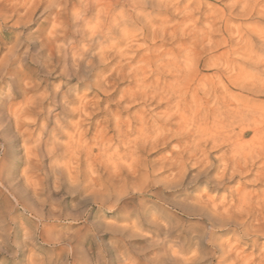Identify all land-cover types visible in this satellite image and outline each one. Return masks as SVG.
Masks as SVG:
<instances>
[{"label": "rangeland", "instance_id": "rangeland-1", "mask_svg": "<svg viewBox=\"0 0 264 264\" xmlns=\"http://www.w3.org/2000/svg\"><path fill=\"white\" fill-rule=\"evenodd\" d=\"M4 1L0 0V15L6 19L1 15L0 264H32V259H36L37 264H72V251L79 253L82 264L87 261L90 264H126L127 257L134 255V258L141 259L150 251L148 247L157 232L155 221L161 224H157L160 228L167 222H174L175 217L186 223L197 222L176 210L175 206L179 203V206L190 204V197L201 193L206 184H190L195 173L192 165L187 171L185 182L178 187L173 181L172 171L167 167L162 168V163L171 156L173 150H179L188 143L194 145L193 138L182 141L181 137L169 136V144L160 145L156 150L143 149L148 144L145 140L149 142L156 136V122L176 131L177 123L181 121L180 113L175 109H171V118L166 114L170 94L161 91L170 88L168 85L175 82V89L180 88L183 94L186 92L187 100L192 104L194 93L188 92L191 87L221 85L223 77L213 64L219 67L224 65L222 69L226 73L222 74L231 76L239 73V130L236 129V132H240L247 124H264V93L250 96L253 99L250 100L243 89L253 86L251 88L256 91L264 90V0H145L147 3L137 0L138 5L145 3L146 18H141L144 6L138 7L134 3L136 7L131 4L130 7L118 8L120 26L114 34L115 43H104L102 47L107 52V60L101 62L93 54L94 57L90 56L77 67L71 58L72 73L65 77L60 75L57 62L50 64L45 52L40 55L41 39L37 37V31L44 20L42 12L35 14L31 24L25 22L17 26L14 25L16 13L13 16L15 5L10 6V0ZM3 2L9 6L5 4V8L2 7ZM11 15L13 18H10ZM124 20L129 24L131 21V26H122ZM92 46L98 48L97 43ZM31 56L39 63L35 64ZM187 62L192 63V71L185 69ZM207 62L211 63L210 67ZM34 68L37 71L32 73ZM184 69L188 72H184ZM184 73H187V79L183 77ZM176 77L179 78L178 82L175 81ZM137 84L144 85L145 89L141 87L139 90ZM158 88L161 89L158 90L159 95L164 96L160 104L152 99V94ZM230 88L232 92L236 91L233 86ZM60 92L64 93L63 97ZM142 93L148 96L149 101L146 97L143 100ZM54 95L57 103L50 105V98ZM197 95L196 100L204 98L201 94ZM31 98L38 106L26 105ZM143 101H147L146 104ZM198 103L201 105L202 101ZM141 115L146 117L147 124L139 125L142 123ZM194 125H189V128ZM132 126L135 131H131ZM124 132L129 135L128 138ZM187 132L185 130L184 134ZM40 134L44 141H51L57 136L62 144L67 142L68 137L83 140L84 152L81 151L82 154L79 151L78 154L83 159L82 163L89 161L86 163L88 167L82 164L81 173L87 172L89 176L75 172L76 160L70 171L73 178L75 174L81 177L80 182H67L69 178L66 173H62L63 168L53 167L50 160L45 158L42 171L38 173L43 183L35 186V181L30 177L36 175L37 168L35 162L28 158ZM252 136L253 132L250 131L245 141H251ZM139 140L144 144L138 145L141 144ZM133 148L137 153L130 151ZM225 150L210 151L213 157H217ZM105 152L109 159L103 156ZM138 153L136 159L134 155ZM93 160H97L98 166ZM259 163L251 168L253 174L245 172L229 184L232 191L239 188L241 193H254L253 203L264 195V183L255 180L257 174L262 172ZM93 168L94 173L91 172ZM219 171H214L213 175ZM84 175L87 178L84 179ZM228 193L222 190L219 199L222 200ZM175 200L178 204H174ZM35 211L43 215L42 222L36 218ZM71 214L76 218H72ZM46 230L49 242L43 239ZM160 234L161 239L165 238V232ZM217 235H224L221 241L227 242L233 234L218 231ZM51 237L56 238V241ZM241 247L245 249L246 246ZM252 248L247 249L245 255L252 252L256 256L264 255V235L257 237V246Z\"/></svg>", "mask_w": 264, "mask_h": 264}, {"label": "bare ground", "instance_id": "bare-ground-1", "mask_svg": "<svg viewBox=\"0 0 264 264\" xmlns=\"http://www.w3.org/2000/svg\"><path fill=\"white\" fill-rule=\"evenodd\" d=\"M123 1L124 0H17L15 3V0L14 1L10 0L8 3L10 4V6L15 5L14 11H13L14 12L13 16H15V13H16L15 17H17V18H16V23L15 24L13 23V24L17 25V26L23 25V24H25V22H30V24H31V21L33 20L35 14L42 12L41 15H43L44 20L41 22L39 30L38 31L36 30L39 34V36H37V35L36 36L41 39L40 44L38 43L41 46L40 55H42L45 52L47 54V57H48L50 64H54L55 62H57L59 65V68H60V70H59L60 75L62 77H65V76L71 75V73H72V71L70 69L71 58L74 61V63H76L77 67H80L82 62H86L90 56L94 57L93 54H95V56L97 58H99V60L101 62H103L104 60H107V59H105L107 57V54H106L107 52H105L102 49V47H104V43L105 44L109 43V45H110V43L111 44L115 43L114 41L116 40V36L114 34L116 33V30L120 26V24L118 22L119 16L117 14L118 8H124L125 6H128V5H129L128 7H130L131 4L133 6H135V4H137V2H136L137 0H125V2H123ZM129 1L131 3H129ZM138 1H140V0H138ZM146 1H145V3L148 2V1L147 2ZM145 3H143V2L140 3V4H142V6H144L143 7L144 10L139 9L142 11L141 18L143 17L144 19L146 18V8H147L145 6ZM5 4H7V3H4L2 5V7H4ZM136 6L142 7L141 5H138V4ZM10 10H12V9H10ZM20 11L21 12L24 11V13H21L22 14L21 15ZM7 12L9 13V11H7ZM124 13H125V11H124ZM1 15H0V18H1ZM4 15H5V13H4ZM13 16L11 15L10 18H13ZM2 18H3V15H2ZM3 19L6 20L5 18H3ZM38 19H41V18H38ZM144 19H141V21H143ZM130 24H131V21H130ZM130 24H129V22L124 20L122 26L130 27L131 26ZM133 25L134 24L132 23V26ZM14 28H16V27H14ZM33 36H35V35H33ZM30 37H31V35H30ZM20 39H21V37H20ZM31 41H34V40H31ZM95 41H97V42H95ZM93 42L97 43V47H98L97 49H94V47L92 46L94 44ZM90 43H93V44L90 46L89 45ZM19 46H21V45H19ZM22 47H23V45H22ZM84 48H86V49H84ZM111 49H113V47H111ZM93 50H96V52L94 53ZM26 53H28V52H26ZM26 58H27V56H26ZM34 58L35 57L33 56L31 59H33V61H36L35 64H38L39 62ZM190 63L191 62L185 63L184 67L186 70L192 71V70H190V67H192V63L191 64ZM209 64L211 65V63H208V65H207L208 67H210ZM252 64H253V62H252ZM73 65H75V64H73ZM207 66H206V68H207ZM213 66L216 69V71L219 72V74L222 75V77H223V80L221 81V85L217 86V84L216 85L213 84L212 86L210 85L208 87L206 85H197L193 89H191L192 87L190 86L191 87L190 91H188V90L187 91L189 93H191V92L194 93L193 94V97H194L193 100L194 101L192 104L190 102H188L189 99L187 100V97H186L188 94L185 92V90H183L185 92L183 94L179 91L180 88L178 90L175 89V84H174L175 82L168 85V87H170V88L161 91V93L168 92L170 94L168 96L169 99L166 98V99H168L167 104H168V109H169L168 112H166V114H168L169 118H171L173 116L170 114L171 109H175V110H177V112L180 113V117H181L180 120L181 121L177 123V125L178 124L179 125L177 126L178 130H176V131H174L175 129L173 130V129L167 128L163 124H158L155 121L156 127L154 126L155 127L154 129H155V135L156 136H154L153 139L148 137L151 140H149L147 138L149 140V142L145 140V143H148V144H146L147 146L145 148H143V149H154V150H156L160 145H168L169 142L167 140H169V136H171L172 138L181 137L182 141L183 140L184 141L185 140L186 141L191 140L193 138L194 145H191V144L189 145V143L185 145L183 142V144L185 146H181L179 150H178V148H177V150L175 149L176 151L173 150V152L171 153V156L168 157L165 160V162L162 163V164H164V166L162 165V168L167 167L172 171L173 181H175V183L177 184V186H176V184L174 183V185L176 187L182 185L185 182L184 179L187 175V171L190 168V165L194 166L193 171L195 172L193 175V178L191 177L192 180L190 181V184L196 185V184H199L200 182H203L204 184H206V187L204 189H202L201 193H198L197 195L190 197V199H191L190 204H188L190 202V201L188 202L189 199L187 200L188 203L185 202L188 205L179 206L180 203L178 204L177 203L178 201L176 202V200L174 203V204H176V203L178 204L175 206L176 210H178L179 212H181L182 214H184L190 218L196 219L197 222L186 223V222L182 221L181 219L175 217L174 222H167V224L163 228L162 227L160 228L159 226L161 224L159 222L157 223L155 221L156 225L155 224H153V225H155L157 232L155 231L156 232V235L154 234L155 238H153L152 243L148 247L150 249V251L147 252L144 255V257H142L141 259L137 258V257L134 258L133 254H132L133 256L131 255L132 256L131 258H128L126 256L127 257L125 259L127 261L126 264H227V263H230V264H264V255L263 256H261V255L256 256L254 252H252L250 255L249 254L245 255V251L247 249L252 248V247L256 248L257 237L260 235H264V195L262 196L260 194L259 196H262V197L258 196L259 198L257 199V201L255 200L256 203H253L252 195L254 193L252 195L248 194V192L241 193L239 191L238 187H237L238 189H236L235 191H232L231 190L232 188H229V184L234 182V180L236 178L244 175L245 172L246 173L251 172L252 171L251 168H253L257 162L261 163V164L260 163L259 164L261 165L260 169L262 172L258 173L257 176L255 175L256 176L255 180H256V182H263L264 183V124H247V126L242 128L240 130V132H236V129L239 130V73H236L235 75L228 76L227 74L226 75L224 73L222 74V72H225L222 69L224 65L219 67L218 65L216 66V64L215 65L213 64ZM228 66L229 65L227 64V67ZM185 69L183 71L188 72ZM36 71H37L36 69L34 71L31 70L32 73H35ZM75 75H77V74H75ZM183 77H185V79H187V73H184ZM189 77H190V75H189ZM178 79L176 77L175 81L178 82ZM185 79L183 78L182 80H185ZM31 81L29 82V84H31ZM143 86H140L137 84V87L139 90L141 87L144 88ZM232 86L236 91H234V92L231 91L230 87H232ZM251 87H253V86H251ZM251 87H250V89L249 88H243L247 94L246 97L249 98L250 100H253L252 97H250V96H256L259 93H261V94L264 93V90L262 92L256 91L255 89H252ZM32 88H30V89L32 90ZM158 90L160 91L161 89L158 88L157 91H155L152 94V99H153V101L156 102V104L157 103L160 104V101L164 100V96H162L161 94L159 95ZM131 91H133V90H131ZM139 93H138V95H139ZM60 94L62 95V97L64 96V93L60 92ZM197 94H201L204 98L203 99L200 98L199 100H196V96H198ZM56 95H54L53 97L50 98L51 99V102H49L50 105L57 103V101H55ZM141 95H143L142 97H144L143 100L145 99V97H146V100H148V98H147L148 96L145 93H142ZM200 100L202 101L201 105H199V103H198ZM191 101H192V99H191ZM246 101H244V102H246ZM46 102H48V101H46ZM144 102L146 104L147 101H143V103ZM26 105L27 106H31V105L34 106V105H37V102H34L33 99L28 100L26 102ZM41 105H43V104H41ZM199 107L201 109H199ZM195 109H197V110H195ZM251 111H252V109H251ZM240 115H241V113H240ZM136 116H138V115H136ZM249 116H247V117H249ZM145 118L146 117H142V115H141L140 121L142 123L140 122L141 124H139V125L147 124L145 122ZM211 119H212V122H211ZM232 123H236V124H232ZM191 124H195L194 126H192L193 128H189L190 127L189 125H191ZM242 125H244V124H242ZM140 128L141 127H139V129ZM142 128H143V126H142ZM102 130H103V132L105 131L104 128ZM133 130H134V127L131 128V131H133ZM185 130H186V132L188 131L186 134H184ZM143 131H142V133H143ZM250 131L253 132V136H252L253 138L251 141H245L244 138L246 137V135ZM151 132L153 133V131H151ZM103 135L104 134H102L100 136H103ZM126 135H127L126 138H128L129 135L128 134H126ZM41 136H42V134H40V137L34 141L35 145H33V146L35 148L33 150L29 151L30 157L28 158L29 160H32V162L33 161L35 162V165L37 168L36 169V171H37L36 175L32 176V178L30 177V179L35 181V186H37V185L40 186L43 183V179H41L39 177L38 173L40 171H42L41 169L43 168V165H42L43 159H45V158H48L50 160L53 167L56 168V166H57V167H59V169L63 168L62 173L63 174L66 173V175H68V178H69V180H67V182L71 181V183H73V182L79 183L80 182L79 179L81 177L77 176V174L83 175V174L87 173L84 171H83L84 173H81V170H82L81 167H82V164L84 162L82 163L83 159H81L79 154H78L79 151L81 152L83 150V140L75 139V137H68L67 142L62 144L56 138L57 136H54V138H52L51 141H44V140H42ZM130 136H132V134ZM103 139L104 138H102V140ZM181 140H179V142H181ZM139 141L141 144H138V145L144 144V143L142 144L143 141L142 142H141V140H139ZM102 143H104V142L102 141ZM137 143H138V141H137ZM103 146L105 147V145H103ZM87 147H88V145H87ZM138 148L136 150H138ZM222 148H226V150L220 156H217V157L212 156V153L210 150H218V149L221 150ZM133 150H134V148L130 151L133 152ZM139 151H141V150H139ZM82 152H84V151H82ZM120 152H122V151H120ZM86 153L89 154V152H87V151H86ZM135 153H137V152L135 151ZM136 155H139V153L135 154L134 157ZM140 155H142V154H140ZM85 156H86V154L84 155V157ZM100 156H101V154H100ZM100 156L98 155L99 159H100ZM103 156H105V158L107 157V159L110 158L107 156L106 152H105V155H103ZM166 156H164V157H166ZM142 157H144V156H142ZM135 158L137 159L138 157L136 156ZM140 158H141V156H140ZM140 158H139V160L142 159V158L141 159ZM87 159H89V158H87ZM91 159H93V158H91ZM76 160H77V163H75V164H77V165H76V169H74V170L77 174H75V178H73V175L71 174L72 172L70 170H71V166H72L73 162ZM96 161H94L93 163H96ZM112 161H113V159H112ZM86 163H84L85 166H87ZM117 163H119V162H117ZM133 163H134V160H133ZM135 164H136V161H135ZM95 165H97V163ZM115 166H117V165H115ZM53 167H51V168H53ZM87 167H86V169H87ZM107 168H108V166H107ZM107 168H105V169H107ZM115 168L117 169V167H115ZM118 168H119V166H118ZM119 169H118V171H119ZM217 170H220L219 173L216 175H213L214 171L216 172ZM91 172L92 173L95 172L94 168L91 169ZM156 172H158V171H156ZM163 172H164V170H163ZM52 173L53 172H51V174ZM117 173H119V172H117ZM255 174H256V171H255ZM86 175H88V174H86ZM86 175H84L85 176L84 179L87 178ZM156 175H157V173H156ZM155 176H154V178H155ZM247 176H249V175H247ZM65 177H67V176H65ZM58 178H59V176H58ZM58 178H57V180H58ZM59 181H61V180L59 179ZM52 183H54V182H52ZM68 184H70V183H68ZM169 185H170V183H169ZM78 186H80V185H78ZM60 187H62V186H60ZM152 187H153V185H152ZM138 190H139V188H138ZM198 190L200 191V189H198ZM222 190L229 191V193L227 196H224V198L222 200H220L221 198L219 199V196H221L220 193ZM224 195H226V194H224ZM255 198H257V197H255ZM182 203H183V201H182ZM171 205H173V203ZM38 212H40V211H38ZM77 213H79V212H77ZM77 213H76V215H77ZM38 215L39 214L36 212L35 213L36 218H38L40 220V222H42L41 218L43 220V218H44V217H42L43 215L42 214H40L39 216ZM68 215H67V217H68ZM172 215H173V213H172ZM169 216H171V215H169ZM53 217L55 218V215ZM57 218H58V216H57ZM72 218H74L73 215H72ZM171 218H172V216H171ZM173 218H174V216H173ZM245 219H247V220H245ZM152 221H153V219H152ZM150 222H151V220H150ZM253 222H255V223H253ZM157 224H160V225H157ZM43 225L44 224H42V227H43ZM45 225H47V224H45ZM47 231L48 230H46L44 232L45 234L43 233L44 234L43 239H46V241L49 242L50 237H49V234L47 235ZM55 231H56V229H55ZM218 231L229 232L230 234H233L232 238L229 239V241H227V242H222L221 238L224 235L222 237L220 235H217ZM155 232H153V233H155ZM160 232H165V235H166L165 238H163V239L160 238V235H161ZM153 233H152V235H153ZM40 238H41V235H40ZM51 238H54V237H51ZM51 240H53V239H51ZM54 240L56 241V238H54ZM81 242H82V240H81ZM241 245H245L246 246L245 249L244 248L242 249ZM252 249H251V251H252ZM253 251H254V249H253ZM125 255H126V253H125ZM135 256H136V254H135ZM57 257H59V256H57ZM71 257L74 259V262H72V264H82L81 258H80L79 253L77 251H72ZM132 258H134V259L132 260ZM46 261H45V263H46ZM50 262H51V259H50ZM88 262L89 261H87V263H85V264H90ZM37 263L38 262L36 259H32V264H37ZM99 264H102V262ZM107 264H108V262H107ZM123 264H125V262Z\"/></svg>", "mask_w": 264, "mask_h": 264}]
</instances>
